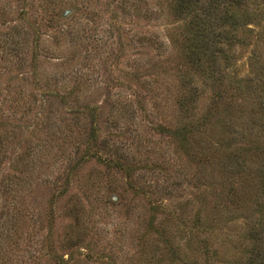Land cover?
<instances>
[{
  "label": "rangeland",
  "instance_id": "1",
  "mask_svg": "<svg viewBox=\"0 0 264 264\" xmlns=\"http://www.w3.org/2000/svg\"><path fill=\"white\" fill-rule=\"evenodd\" d=\"M176 6L0 0V264H264V0Z\"/></svg>",
  "mask_w": 264,
  "mask_h": 264
},
{
  "label": "trees",
  "instance_id": "2",
  "mask_svg": "<svg viewBox=\"0 0 264 264\" xmlns=\"http://www.w3.org/2000/svg\"><path fill=\"white\" fill-rule=\"evenodd\" d=\"M176 2L178 11L192 13L189 28L192 42L190 61L193 68H205L212 64L214 70L218 69L228 51L225 47L229 39L226 29L228 26L234 28L238 25L239 14L245 15L244 12L248 10L247 0H176Z\"/></svg>",
  "mask_w": 264,
  "mask_h": 264
}]
</instances>
